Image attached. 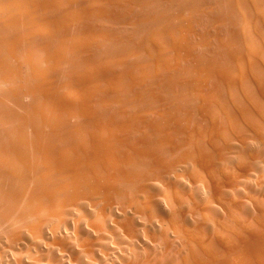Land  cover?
<instances>
[{"label":"bare ground","instance_id":"bare-ground-1","mask_svg":"<svg viewBox=\"0 0 264 264\" xmlns=\"http://www.w3.org/2000/svg\"><path fill=\"white\" fill-rule=\"evenodd\" d=\"M0 124L1 248L264 264V0H0Z\"/></svg>","mask_w":264,"mask_h":264},{"label":"rangeland","instance_id":"rangeland-1","mask_svg":"<svg viewBox=\"0 0 264 264\" xmlns=\"http://www.w3.org/2000/svg\"><path fill=\"white\" fill-rule=\"evenodd\" d=\"M27 100H25V102H26ZM0 126L2 127V125L0 124ZM1 127H0V129H1ZM119 210V211H118ZM122 208H120V207H117V213L118 214H120L121 215V217H122ZM79 214V213H78ZM139 219H141V218H139ZM138 219V220H139ZM113 221H114V219H113ZM113 223H115V221L113 222ZM87 229H89V230H91V228H90V225L89 224H86V226H85ZM97 232V231H96ZM96 232H94V234L96 233ZM97 233H99V232H97ZM100 233H101V231H100ZM102 233H105V234H107V232L106 231H103ZM143 233H144V231H143ZM63 235L65 234V233H62ZM145 234V233H144ZM109 235L107 234V237H108ZM145 236V235H144ZM147 236V235H146ZM111 236H109L108 237V240H110V241H108L107 240V243L108 244H105L107 247H109V248H106V251H105V248L103 249V247L105 246V245H103V247H102V245H100L101 246V248L99 247L98 248V251H100V252H98L99 254H100V256H103L102 257V261L100 262V261H97L95 258H93V256L91 255H87V256H85V259H86V261L87 262H89L90 264L93 262V264H121L122 262H123V260L121 259V258H126V256H129L130 254H129V252H130V250H128L129 248V246L126 248L125 247V245H123V244H125L124 242L123 243H118L119 241H117V240H115L113 237H111V238H113V239H111L110 238ZM79 241L77 240V241H75V243H76V245H78V244H80L81 242H79ZM47 243V244H46ZM50 243V242H49ZM117 243V244H116ZM4 244H6V246L4 245V247H0V264H10L11 262V264H61V261L60 260H58L57 258H55V256H53L54 254L53 253H57V254H59L60 256H62V258H63V262H62V264H78L77 262H74V261H76L75 260V258L77 259V256H75L76 254H72V253H70L69 251H65V250H63V249H61V248H59L58 250L56 249L55 250V252L53 251V249H52V247L53 246H51L50 248L48 247V242L46 241V242H43V244H44V246H47L48 247V249L49 250H47V252L46 251H44V253L41 251V252H39L38 250H35V249H30V251H29V253H30V256L28 255L29 253H28V249H26V248H16V247H13L12 249H10L9 250V245H8V243H4ZM115 244V245H114ZM127 244H129V243H127ZM49 245H51V244H49ZM123 245V246H122ZM80 245H78V247H79ZM105 246V247H106ZM7 247H8V250H7ZM124 247V248H123ZM54 248V247H53ZM58 248V247H57ZM111 248H113V249H115L116 251H117V253H116V255L115 254H111V251L109 250V249H111ZM52 249V250H51ZM55 249V248H54ZM107 249H108V251H107ZM124 249V250H123ZM125 249H127V250H125ZM2 250H4L3 251V253H2ZM13 250V251H12ZM21 251V252H20ZM32 251V252H31ZM103 251V252H102ZM110 251V252H109ZM10 252V253H9ZM52 254H51V253ZM63 252H64V254H66V255H64L63 254ZM108 252L110 253V254H108ZM7 253V254H6ZM25 253V254H24ZM28 253V254H27ZM38 253H40V254H38ZM26 254H27V256H28V258L26 257ZM41 254H42V256H44V257H42L41 256ZM129 254V255H128ZM3 255H5L4 257H3ZM34 255V256H33ZM39 255V256H38ZM119 255V256H118ZM121 255V256H120ZM126 255V256H125ZM11 256V257H10ZM13 256V257H12ZM24 256H25V258H24ZM52 256V257H51ZM90 256V257H89ZM123 256V257H122ZM10 257V258H9ZM43 258V259H41V258ZM53 257H54V259H55V261H53L54 259H53ZM92 257V258H91ZM107 257V258H106ZM117 257V258H116ZM9 258V259H8ZM27 258V259H26ZM50 258V259H49ZM52 258V259H51ZM69 258V259H68ZM123 258V259H124ZM13 259V260H12ZM20 259V261H18ZM24 259V260H23ZM48 259V260H47ZM57 259V260H56ZM69 261H68V260ZM116 259V260H115ZM127 259V258H126ZM113 260V261H112ZM14 261V262H13ZM58 261V262H57ZM70 261H72V262H70ZM97 261V262H96ZM112 261V262H111ZM116 261H118V262H116ZM10 262V263H9ZM43 262V263H42ZM64 262H66V263H64ZM123 264V263H122Z\"/></svg>","mask_w":264,"mask_h":264}]
</instances>
